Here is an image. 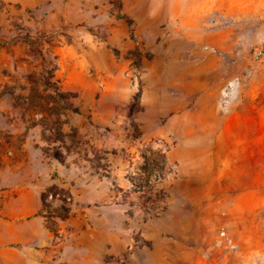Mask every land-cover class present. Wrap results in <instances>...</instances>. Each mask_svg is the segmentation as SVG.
Here are the masks:
<instances>
[{
	"label": "rangeland",
	"instance_id": "1",
	"mask_svg": "<svg viewBox=\"0 0 264 264\" xmlns=\"http://www.w3.org/2000/svg\"><path fill=\"white\" fill-rule=\"evenodd\" d=\"M10 147L99 264H264V0H0Z\"/></svg>",
	"mask_w": 264,
	"mask_h": 264
},
{
	"label": "crops",
	"instance_id": "2",
	"mask_svg": "<svg viewBox=\"0 0 264 264\" xmlns=\"http://www.w3.org/2000/svg\"><path fill=\"white\" fill-rule=\"evenodd\" d=\"M21 155L11 148L4 168L7 175L0 190V264H99L97 254L87 250L89 245H98L95 241L89 243L82 233L68 236L70 220L55 218L60 234L54 235L41 199L51 183L50 166L45 167L41 154Z\"/></svg>",
	"mask_w": 264,
	"mask_h": 264
}]
</instances>
